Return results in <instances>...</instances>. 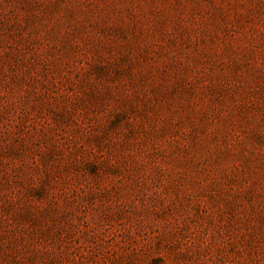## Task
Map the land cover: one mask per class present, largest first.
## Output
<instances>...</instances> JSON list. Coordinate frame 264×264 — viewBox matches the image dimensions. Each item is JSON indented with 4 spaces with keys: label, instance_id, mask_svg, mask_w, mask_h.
<instances>
[{
    "label": "rangeland",
    "instance_id": "374dc122",
    "mask_svg": "<svg viewBox=\"0 0 264 264\" xmlns=\"http://www.w3.org/2000/svg\"><path fill=\"white\" fill-rule=\"evenodd\" d=\"M0 264H264V0H0Z\"/></svg>",
    "mask_w": 264,
    "mask_h": 264
}]
</instances>
